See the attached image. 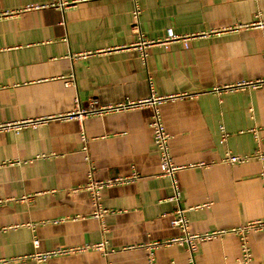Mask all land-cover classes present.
Returning <instances> with one entry per match:
<instances>
[{
	"label": "crops",
	"instance_id": "0c3cea01",
	"mask_svg": "<svg viewBox=\"0 0 264 264\" xmlns=\"http://www.w3.org/2000/svg\"><path fill=\"white\" fill-rule=\"evenodd\" d=\"M168 29L191 36L189 47L168 41ZM141 35L152 42L146 59ZM262 77L264 0H0V124L65 114L76 99L108 106L192 95L159 105L173 161L184 166L180 201L161 174L152 107L0 131V264L59 248L82 250L26 264H148L151 243L182 234L171 224L180 205L193 233L263 219L264 160L224 159L264 152V86L216 91ZM90 162L94 181L139 175L103 189L102 217L85 187ZM248 239L264 264V230ZM240 256L229 232L198 242L195 260L241 264ZM155 257L190 264L182 245L163 244Z\"/></svg>",
	"mask_w": 264,
	"mask_h": 264
},
{
	"label": "built area",
	"instance_id": "2783aa9c",
	"mask_svg": "<svg viewBox=\"0 0 264 264\" xmlns=\"http://www.w3.org/2000/svg\"><path fill=\"white\" fill-rule=\"evenodd\" d=\"M139 13H140V9L137 8L135 11V17H137ZM190 38L191 36H184V37L179 36L174 33L173 29H168V33H167L168 41H173V40L183 41L185 43V46L189 47ZM151 44L152 42L146 41L144 36L141 35L140 42L138 43L137 48L142 53V57L144 59H146L148 55L147 48ZM263 86H264V77L258 78L255 80H244L236 84L226 85L221 88L219 87L216 89V91L260 88ZM187 96H192V95L189 93H185L182 95H169V96L152 95L148 99H143L139 101L127 99L123 101L122 103H119L116 105H108V106H100L95 103H92L89 106H85L81 103L79 99H76V106L73 111H70L65 114L57 115V116L40 117L36 119H24V120L9 122V123H3V124H0V131L14 130L17 133H19L24 128H36L51 120L71 121V120L77 119V120L82 121L83 119H85L86 117L90 115H103V114H108L112 112L138 109V108L147 107V106L152 107L154 109V113L152 116L151 126L153 127V130H154V142L160 154L161 174L168 176L172 179L173 186L175 189V194L172 198L180 201L181 194H180L176 174L180 169L184 168V166L176 165L173 161L170 146H169L170 135L163 122L162 115L159 110V105L162 102L176 100L178 98L187 97ZM223 136L225 138L226 133H224ZM255 137L258 141L261 140V138L259 137V135H257L256 132H255ZM83 140L86 141V138L84 135H83ZM253 157H259L262 160H264V152L258 151L257 153L252 154V155L230 154L224 159V162L228 164H238V163L246 162ZM94 169L95 167L93 166L92 162H90V169L88 172L90 181L87 183L85 187L88 190H90L92 193L93 201L97 208L95 212V216L102 217L104 212H106V210L102 207V204H101V194H102L103 189L106 187L130 183L134 181L136 178H138L139 175L136 172H134L130 177L117 176V177H114L112 179H108L105 181H94L93 180ZM2 202L3 200L0 199V203ZM171 224L174 227L180 228L182 230V234L172 238L169 241H166L165 243H158V242L151 243L149 245L148 264H157L156 257H155V249L163 244L165 245L177 244V245L186 246L189 251L190 264H196L195 253L198 249V242L210 240V239L222 236L229 232L235 233L236 235L239 236L241 240V256L239 258V262L241 264H255L253 252L249 244L248 237H249V234L252 232L264 230V218H263V219H258V220L248 222L246 224L240 225L230 230L222 229V230L206 232V233H193L190 230V222L185 213V209L181 205L175 210L173 218L171 220ZM34 243L36 246L39 245V239L36 238L34 240ZM104 246L105 244L103 242L93 245V247H96L98 249H103ZM76 250H82V249L81 248H78V249L59 248V249H54L50 251L35 252L29 256L20 257L19 260L21 261V264H26L29 258L42 262V261H46L47 259L51 257L61 255V254H66V253L73 252ZM6 262H7L6 259H0V263H6Z\"/></svg>",
	"mask_w": 264,
	"mask_h": 264
}]
</instances>
